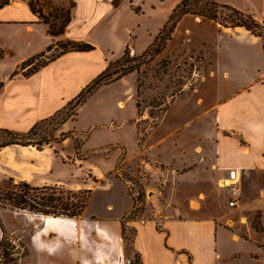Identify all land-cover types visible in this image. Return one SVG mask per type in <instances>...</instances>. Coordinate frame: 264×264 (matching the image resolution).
<instances>
[{
  "label": "crops",
  "instance_id": "obj_1",
  "mask_svg": "<svg viewBox=\"0 0 264 264\" xmlns=\"http://www.w3.org/2000/svg\"><path fill=\"white\" fill-rule=\"evenodd\" d=\"M32 1L8 0L0 7V130L16 133H27L63 109L128 47L141 56L182 0H63L72 5L70 22L58 37L49 35L48 26L31 10ZM212 1L264 23V0ZM142 17L148 24L159 17L160 24L154 32L148 26L141 30L148 43L138 52L141 31L129 21ZM119 21L125 24V38L117 43ZM63 40L85 42L94 50L66 53L28 75L29 67L19 69ZM186 48L211 54L212 61L198 87L170 104L153 128L138 125L133 73L99 87L59 128L82 139V159L76 163L87 164L84 157L95 156L89 173L98 186L91 188L92 194L115 187L119 194L114 197L119 203L123 199L121 210L107 204V212L88 214L89 199L81 220L44 217L28 239V255L8 264H117L122 257L134 264H264V241L253 237L264 234V194L259 192L264 173V38L186 15L166 49ZM129 79L134 90L125 88L115 104L122 111L133 100V118L121 112L115 116L111 100L101 93ZM91 101L90 125L84 129L77 122ZM61 157L49 146H6L0 148V177L33 187L64 185L67 180L56 174L74 164ZM122 169L138 177L145 189L136 219L126 218L134 201L131 184L119 174ZM231 170H247L251 176L237 178L239 198L230 208L222 184ZM256 214L259 226L253 227ZM123 220L132 232L128 245ZM2 235L0 226V241Z\"/></svg>",
  "mask_w": 264,
  "mask_h": 264
},
{
  "label": "rangeland",
  "instance_id": "obj_2",
  "mask_svg": "<svg viewBox=\"0 0 264 264\" xmlns=\"http://www.w3.org/2000/svg\"><path fill=\"white\" fill-rule=\"evenodd\" d=\"M36 7L41 9V12L45 17L50 15V20H52L60 14V9L69 10L71 6L70 4L63 2V0H39L36 4ZM141 19L142 20L137 21V23H135V20L129 21V25L135 26L137 32L144 30L146 26H148L150 29H152V32H154L157 26L160 24L159 17L152 18V22H150L149 24L148 22L144 21L145 18L142 17ZM124 25L125 24L122 21H119L116 25L117 28L115 31L117 43H119L118 41H123L125 38L123 32ZM138 25L140 27H138ZM262 33L264 34V30H262ZM169 41L166 43V47L163 51L153 56H151V53H149L148 56L139 58V55L137 56L131 52L130 47H128V49L125 51L127 53V56L125 58L133 59V61H131V65H137L141 63L137 73L133 72V74L136 76L134 98L135 105L137 106V112L139 114L138 125L142 130H149L153 128L155 123L160 118L161 114L170 106V104L178 99H181L185 95H190L198 87V85L200 84V80L205 77L204 69L212 61L211 54L205 55L196 48H192V50H190V48H186L185 50H167L166 48ZM146 42L148 43V37L144 31H141L137 38L138 52H141L143 50ZM122 56L115 61L121 60ZM134 58L139 59L135 60ZM42 61L43 59H38L33 64H39ZM26 73L27 71L25 72V74ZM124 86L117 85L116 87H114V89L103 90L101 95L111 100L110 105L111 107H113L114 111L112 112L113 114H115V116H118V113L121 112L120 114L125 115L126 118H133V100L130 102H126L125 107H123L122 111H118V107H116L115 104L118 97L123 95L122 92L125 90V88L131 89L132 91L134 90V82L132 81V79H129L128 84ZM92 109L93 105L91 101L85 107L84 111H82V113L80 114L77 122L78 126H81L84 129L88 128V126L90 125V118L92 116ZM52 126L53 123L51 121L41 123L36 129V134L34 135V137L37 138L39 134H42L46 138L52 136L55 140L51 141L48 145L43 146H49L55 151V153H61V159L64 163L74 164V166L67 165L66 169H62L57 172L56 177L58 179L67 180V184H59L58 186L65 190L71 191L91 190V198L86 210L88 214H101L103 212H107V208L105 206L107 204H111L114 207L113 211L117 210L118 205V210H121V202L123 201V199L121 198L122 201H120L119 203V201L114 197L116 194H119V190L115 189V187L112 189V191H109L107 188H105L100 189L92 194L91 188L97 187L98 182L90 177L89 171L91 170V167L89 166L91 163H95L94 161H96V159L95 156L88 154L84 157V161L87 164L76 163L79 161V159H82V155L79 151L82 142L81 137L73 135V131L71 130L60 133L59 129L53 130ZM129 129L130 128L127 127L120 130ZM76 131L77 130H75L74 132ZM4 138L5 137L3 136V134L0 133V142H2ZM120 168L121 167H119L118 169ZM119 174L121 175L123 180H127L131 184V194H133L134 208L126 218L136 219L139 216L141 209L143 208L141 202L146 197L144 192L145 189L143 188L142 183L139 182L138 177L135 178L128 175V173L123 169L119 171ZM260 175L262 176V178L259 177V179L262 183L260 185L259 192L260 195L263 196L264 173ZM241 176L242 178H248L251 176V174L247 170H241ZM7 178H12L14 181H21L14 177L7 176L0 177V182L6 180ZM87 182L89 189L87 187H84V184H87ZM56 185L57 184H55L54 186ZM261 204L264 207V200L261 202ZM252 209V204H248L246 210L251 211ZM82 214L75 218L77 220H81L83 217ZM44 217L46 216L32 214L25 211L0 209V226L2 227L3 231L2 239L0 241V264H8L18 258H23L28 255V239L35 229L42 227L43 221L45 220ZM241 222L244 223V220H242ZM252 226H259V214H256L253 217ZM122 227L125 243H127L128 245V241L132 237V232L128 229L127 225H125L124 220L122 221ZM253 237H255V239H259L260 241H264V234H262L261 236L253 235Z\"/></svg>",
  "mask_w": 264,
  "mask_h": 264
},
{
  "label": "trees",
  "instance_id": "obj_3",
  "mask_svg": "<svg viewBox=\"0 0 264 264\" xmlns=\"http://www.w3.org/2000/svg\"><path fill=\"white\" fill-rule=\"evenodd\" d=\"M39 0L30 3L31 10L38 14L44 24L48 26V33L51 37H58L63 34L65 27L70 22V11L59 10V15L50 20V15L45 17L40 8L36 7ZM8 0H0V7L7 4ZM72 7V5H71ZM191 15L219 24L223 28H244L251 34L264 38L262 30L264 23H259L249 14H245L227 5L218 4L212 0H182L173 9L170 17L163 25L152 44L139 58L149 55H157L166 47V43L171 40L172 33L182 17ZM93 46L85 42L70 40L57 41L49 45L46 50L33 58L22 63L19 69L29 67L27 75L36 72L46 64L56 60L60 56L69 52H90ZM110 63L91 83H89L80 93L69 101L65 107L48 119L40 121L27 133H16L8 130H0L5 137L0 142V148L10 145L32 146L37 149L43 145H48L54 141L52 136L46 138L39 134L34 137L36 129L41 123L52 122L53 130H58L67 120L76 116L77 109L83 105L89 96L99 87L112 84L130 73L138 71L141 63L131 65L133 59L125 58ZM139 58H134L139 59ZM38 59H43L39 64H33ZM91 190L71 191L59 186L33 187L23 181H14L7 178L0 182V209H10L13 211H25L32 214L43 215L52 218H75L80 216L90 199Z\"/></svg>",
  "mask_w": 264,
  "mask_h": 264
},
{
  "label": "built area",
  "instance_id": "obj_4",
  "mask_svg": "<svg viewBox=\"0 0 264 264\" xmlns=\"http://www.w3.org/2000/svg\"><path fill=\"white\" fill-rule=\"evenodd\" d=\"M241 176V170H231L229 173V179L227 180L229 184L223 183L222 186H225L228 189L230 200L228 201V207H234L237 205L239 198V189L237 185V178ZM117 264H134L130 258H120Z\"/></svg>",
  "mask_w": 264,
  "mask_h": 264
},
{
  "label": "bare ground",
  "instance_id": "obj_5",
  "mask_svg": "<svg viewBox=\"0 0 264 264\" xmlns=\"http://www.w3.org/2000/svg\"><path fill=\"white\" fill-rule=\"evenodd\" d=\"M226 184H229V183H226Z\"/></svg>",
  "mask_w": 264,
  "mask_h": 264
}]
</instances>
